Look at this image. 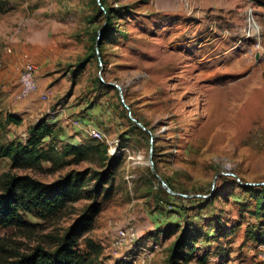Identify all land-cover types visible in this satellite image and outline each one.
Returning a JSON list of instances; mask_svg holds the SVG:
<instances>
[{"label": "rangeland", "instance_id": "1", "mask_svg": "<svg viewBox=\"0 0 264 264\" xmlns=\"http://www.w3.org/2000/svg\"><path fill=\"white\" fill-rule=\"evenodd\" d=\"M31 31L35 63L22 39ZM25 54L47 102L18 97ZM8 114L21 123L7 124ZM41 119L58 145L97 150L63 168L17 170L0 159V179L50 184L70 171L114 166L88 235L102 249L98 264H166L177 235L165 240L159 231L186 221L204 237L187 264L203 255L215 264L219 252L227 264H264V245L246 237L249 228L264 231V219L251 215L254 192L264 188V8L246 0H0V143L23 142ZM87 126L106 140L88 137ZM90 204L78 201L48 220L27 216L28 230L0 229V263L52 250ZM127 228L138 240L118 247L117 231ZM78 247L85 251L82 240Z\"/></svg>", "mask_w": 264, "mask_h": 264}, {"label": "trees", "instance_id": "2", "mask_svg": "<svg viewBox=\"0 0 264 264\" xmlns=\"http://www.w3.org/2000/svg\"><path fill=\"white\" fill-rule=\"evenodd\" d=\"M246 1L254 6L264 8V0ZM108 18L109 16H107ZM99 39L96 38V47H98L96 51L98 52L100 49L97 44ZM84 62L76 65L73 75L84 70ZM5 122L19 125L21 120L8 114ZM89 144L58 145L53 126L41 119L28 129L27 137L23 142L0 143V159L8 160L10 167L17 170L38 169L45 163L54 168H63L87 160L90 152L97 150L95 145ZM113 174L114 166L108 165V168L103 172L89 175V172L85 171H70L62 178L45 184L27 175L16 176L5 173L0 179V229L28 230L32 225L24 219L27 216L48 220L57 217L68 205L78 201L87 200L91 204L70 225L52 250L36 247L29 254L18 255L14 260L0 264H98L102 249L90 240L88 235L100 212L99 197L102 195L107 198L111 193V187L103 188L110 183ZM90 183L93 185L88 188ZM254 195L255 205L251 215L257 219H264V188L254 192ZM179 227L181 225H167L159 231L165 240L175 233L177 235L166 264L189 263L194 259L196 244L204 238L200 229L191 226L188 221L182 228ZM170 228H174V230H170ZM219 232H216V236H229V234L221 235L222 233ZM246 237L254 243L264 245V231L252 227L247 230ZM81 240L85 245V251L78 247ZM206 256H200L198 262L205 264ZM220 257L222 259H219ZM227 263V257L219 252L218 261L215 264ZM119 264L128 263L121 261Z\"/></svg>", "mask_w": 264, "mask_h": 264}, {"label": "built area", "instance_id": "3", "mask_svg": "<svg viewBox=\"0 0 264 264\" xmlns=\"http://www.w3.org/2000/svg\"><path fill=\"white\" fill-rule=\"evenodd\" d=\"M249 15H251V12ZM5 52L7 54H11L12 48L6 47ZM18 86H19L18 97L20 99H26L33 94H38L39 98L43 102H47L49 99L48 93L39 92L38 81H37V76H36V67L31 62L28 55H23V65L18 74ZM67 123L68 124L70 123L69 124L70 126H79L80 128V124L78 121H68ZM82 130L84 131V134H86L88 137H91L94 140H97V141L106 140V135L104 134L103 131H100L90 126H87L83 128ZM131 160L133 159L131 158ZM134 163L135 161L133 162V164ZM137 240H138V235L135 230L130 229V228L119 229L114 239V244L117 245L118 247L128 246V245L134 244Z\"/></svg>", "mask_w": 264, "mask_h": 264}, {"label": "crops", "instance_id": "4", "mask_svg": "<svg viewBox=\"0 0 264 264\" xmlns=\"http://www.w3.org/2000/svg\"><path fill=\"white\" fill-rule=\"evenodd\" d=\"M19 25H20V32H22V31H24V29H25V27H27V25H28V20H26V19H21L20 21H19V23H18ZM20 32H18V34H21ZM17 34V35H18ZM22 39H23V42L24 43H27V44H29L30 45V49H31V53H32V59H31V57H29L30 58V60H32V62H34L35 63V32L34 31H31L29 34H27V35H24V37H22ZM43 48V47H42ZM26 55V54H25ZM35 65V64H34ZM36 76L37 77H39V76H41V75H39V73L37 74V71H36ZM49 82H52V81H49ZM67 120V119H66ZM65 120V121H66ZM88 125H90V122H88L87 123Z\"/></svg>", "mask_w": 264, "mask_h": 264}, {"label": "water", "instance_id": "5", "mask_svg": "<svg viewBox=\"0 0 264 264\" xmlns=\"http://www.w3.org/2000/svg\"><path fill=\"white\" fill-rule=\"evenodd\" d=\"M115 88H116V89L119 91V93L121 94V89H120V87L117 86V85H115ZM125 107H126V109L128 110V115H129L130 119H131V120H132V121H133L138 127L142 128L144 131H146V129H145L140 123H138L135 119H133V118L131 117L130 111H129V109L127 108V106H125ZM149 164L152 165L151 157H149ZM151 170H152V173L155 175L153 168H151ZM155 176H156V175H155ZM156 177H157V176H156ZM161 183H162L163 187L166 188V191H167L168 193H170V194H174V193H172V192L167 188V186L165 185V183H164L163 181H162Z\"/></svg>", "mask_w": 264, "mask_h": 264}]
</instances>
